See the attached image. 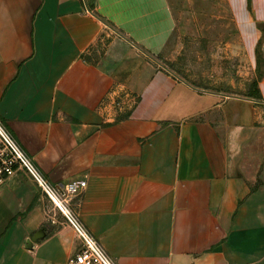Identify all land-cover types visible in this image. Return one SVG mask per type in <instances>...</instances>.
Wrapping results in <instances>:
<instances>
[{
	"label": "crops",
	"instance_id": "0c3cea01",
	"mask_svg": "<svg viewBox=\"0 0 264 264\" xmlns=\"http://www.w3.org/2000/svg\"><path fill=\"white\" fill-rule=\"evenodd\" d=\"M258 1L0 0V121L52 183L86 181L70 204L116 264H264V101L183 65ZM77 248L30 178L0 187V264Z\"/></svg>",
	"mask_w": 264,
	"mask_h": 264
},
{
	"label": "built area",
	"instance_id": "2783aa9c",
	"mask_svg": "<svg viewBox=\"0 0 264 264\" xmlns=\"http://www.w3.org/2000/svg\"><path fill=\"white\" fill-rule=\"evenodd\" d=\"M111 94L114 95L113 106L121 112L130 110L137 101V95L125 89L113 90ZM108 103L105 100L104 105ZM18 172L34 182L73 230L78 248L64 264H116L70 204L71 199L82 194L86 181L77 179L61 184L52 183L0 121V187L12 180Z\"/></svg>",
	"mask_w": 264,
	"mask_h": 264
},
{
	"label": "rangeland",
	"instance_id": "374dc122",
	"mask_svg": "<svg viewBox=\"0 0 264 264\" xmlns=\"http://www.w3.org/2000/svg\"><path fill=\"white\" fill-rule=\"evenodd\" d=\"M261 3H264V0L258 1L257 5L259 4L260 8L264 6ZM245 11L242 14L235 12V22L241 19L242 27L235 29L234 42L228 49L224 43L216 41L203 43L202 48L199 49V46L188 39L183 65L190 71L212 75L214 86L217 88L222 87L225 81L232 83L231 94L237 96L248 97L255 94L256 83L261 101H264V44L259 43L256 51L253 50L257 38L261 36L263 41L264 37V21L263 26H254L258 21L255 15L262 17L264 12L261 9L254 13L250 11V14L246 9ZM259 106L264 109L263 103H259Z\"/></svg>",
	"mask_w": 264,
	"mask_h": 264
},
{
	"label": "water",
	"instance_id": "95a60500",
	"mask_svg": "<svg viewBox=\"0 0 264 264\" xmlns=\"http://www.w3.org/2000/svg\"><path fill=\"white\" fill-rule=\"evenodd\" d=\"M250 99V98H249ZM252 100V99H251ZM44 236V232L42 230H39L35 233L34 237H33V240H36L38 238H42ZM26 244L28 247H32L33 246V243L32 241L29 239L26 241Z\"/></svg>",
	"mask_w": 264,
	"mask_h": 264
},
{
	"label": "trees",
	"instance_id": "16d2710c",
	"mask_svg": "<svg viewBox=\"0 0 264 264\" xmlns=\"http://www.w3.org/2000/svg\"><path fill=\"white\" fill-rule=\"evenodd\" d=\"M179 59H180V58H179ZM254 86H255V88H256V89H254L255 94L253 93V94H251V95H249V96L252 97V98H255V99H261V95H260V93H259V91H258V89H257V84L255 83Z\"/></svg>",
	"mask_w": 264,
	"mask_h": 264
}]
</instances>
